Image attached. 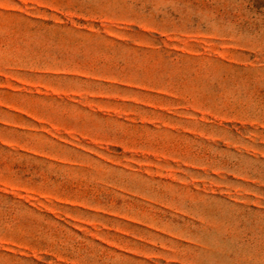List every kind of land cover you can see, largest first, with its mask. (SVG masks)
<instances>
[{"label": "rangeland", "instance_id": "rangeland-1", "mask_svg": "<svg viewBox=\"0 0 264 264\" xmlns=\"http://www.w3.org/2000/svg\"><path fill=\"white\" fill-rule=\"evenodd\" d=\"M0 264H264V0H0Z\"/></svg>", "mask_w": 264, "mask_h": 264}]
</instances>
